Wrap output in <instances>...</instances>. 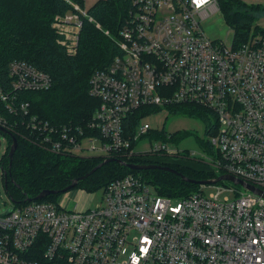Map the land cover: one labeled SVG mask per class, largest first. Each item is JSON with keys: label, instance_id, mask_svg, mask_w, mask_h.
<instances>
[{"label": "built area", "instance_id": "built-area-1", "mask_svg": "<svg viewBox=\"0 0 264 264\" xmlns=\"http://www.w3.org/2000/svg\"><path fill=\"white\" fill-rule=\"evenodd\" d=\"M129 1L115 55L90 77L89 94L99 106L87 125L59 132L33 117L32 127L45 132L43 141L54 152L151 164L187 159L213 172L210 180L232 177L257 192L221 181L232 187L203 185L173 198L128 174L107 184L101 202L85 211L61 201L14 204L0 216V264H264V31H252L240 45L233 35L230 42L212 41L200 20L220 13L217 0ZM72 16L73 22L56 17L53 27L68 54L76 52L81 26L78 14ZM64 23L75 31L56 27ZM11 74L14 89L50 87L45 74L20 64ZM0 100L6 101L1 93ZM179 106L201 108L213 118L199 156L169 148L174 135L142 120L131 134L124 127L139 108L178 114ZM156 131L163 141L150 136ZM146 138L148 149H136ZM207 187L216 194L204 196ZM224 191L233 197L219 200Z\"/></svg>", "mask_w": 264, "mask_h": 264}, {"label": "trees", "instance_id": "trees-1", "mask_svg": "<svg viewBox=\"0 0 264 264\" xmlns=\"http://www.w3.org/2000/svg\"><path fill=\"white\" fill-rule=\"evenodd\" d=\"M217 4L232 31L235 45L245 42L252 31H264L257 24L264 16V6L242 0H217ZM74 6L84 10L86 15L77 13ZM84 7L85 0H0V93L6 98V101L0 100V117L5 124L0 129L9 134L0 132L6 141V149L0 156V179L5 194L16 205L31 201L56 203L62 195L60 191L72 180L84 176L104 161L98 156L52 151L43 141L45 132L34 129L31 123L35 117L38 122L59 132L64 127H85L99 106V101L89 94V80L115 55V41L132 5L129 0H97L89 9ZM67 13L78 14L81 23L74 54L67 53L61 44L63 35L51 27L56 17L63 18ZM14 63L45 74L50 87L41 91L14 89L11 74ZM21 105L25 110L19 108ZM175 111L201 118L207 124L205 130L213 121L207 111L198 107L179 106ZM151 112V109L139 108L129 115L124 120L127 133H133L137 123ZM58 135L56 132L53 137ZM150 136L164 140L162 132H152ZM12 138L16 149L10 161L8 151ZM177 140L174 135L172 141ZM106 159L113 161L79 181L76 188L92 193L128 174H139L163 196L183 198L199 189L198 185L185 182L172 173L157 169L131 171L119 164L152 165L148 161L128 160L121 156ZM153 165L171 168L193 181H206L215 176L208 169L181 164L153 162ZM45 190L58 194L36 200Z\"/></svg>", "mask_w": 264, "mask_h": 264}, {"label": "rangeland", "instance_id": "rangeland-1", "mask_svg": "<svg viewBox=\"0 0 264 264\" xmlns=\"http://www.w3.org/2000/svg\"><path fill=\"white\" fill-rule=\"evenodd\" d=\"M247 4H259L264 6V0H242ZM97 0H85V10L92 7ZM67 16L71 17L70 21L73 22L76 20V17L72 16V13H67ZM257 24L261 27H264V16L258 19ZM55 22H52V28L54 27ZM200 25L202 28L203 33L207 38L212 41H226L230 42L232 39V31L226 25L223 16L219 12L213 13L211 16L200 20ZM60 30H65L70 33L75 31V26L69 23H64L61 25H57ZM54 29V28H53ZM72 38V35L70 34ZM78 44V42H77ZM143 123L149 124L153 128L163 129L165 132L171 135H175L178 139L176 143L170 141L167 143L168 147L173 149L177 148L179 151L183 152H191L195 153V156H199L200 154L205 151L204 143L207 140L206 133H205V123L204 121L196 116H189V115H182V114H170L167 110L162 109L158 111H153L149 115L144 116L142 119ZM7 129V127H5ZM151 140L150 139H142L137 144L136 149L139 151H145L150 146ZM6 147V141L3 136L0 135V156L4 152ZM80 156H95V153L89 152H79ZM180 164L183 166H187L190 168H203L206 169L207 167L203 164L196 163L187 159L181 160ZM207 170V169H206ZM217 186H227L232 187V185L228 184V182H219L216 184ZM235 186V185H234ZM239 190L241 187L235 186ZM198 190H202L199 188ZM203 195H215L216 190L214 187H207L204 189ZM244 192V191H241ZM71 195V196H70ZM232 194L228 191L221 192L218 195L219 200H223L225 198L230 199ZM102 200V190L95 191L92 193H87L79 188H74L66 193H63L59 196L58 201L64 203L65 206L69 208L74 203H77V210L78 211H85L89 208H94L97 204H99ZM14 204L10 201L9 197L5 194L4 188L1 184L0 179V216L4 215L9 209H12ZM72 208V207H71Z\"/></svg>", "mask_w": 264, "mask_h": 264}, {"label": "water", "instance_id": "water-1", "mask_svg": "<svg viewBox=\"0 0 264 264\" xmlns=\"http://www.w3.org/2000/svg\"><path fill=\"white\" fill-rule=\"evenodd\" d=\"M0 132L3 133V134L9 135L8 132H6L3 129H0ZM15 149H16V142L12 138V143H11V146H10L9 151H8V158H9L10 161L12 160V157H13ZM110 161H113V160L105 159L102 163H100L95 168H93L89 173L85 174L84 176H82L80 178L72 180V182L66 188H64L62 191H60L59 194L66 193V192L76 188V186L78 185L79 181L85 180L87 177L92 175L96 170L101 168L104 164L109 163ZM119 164L127 167L131 171H146V170H155V169H157V170H161V171H164V172L172 173V174L177 175L178 177H180L183 181L188 182V183H192V184H195V185H198V186L212 185V184H215V183H218V182H221V181H230L233 184H238V185H241V186H245V185L242 184V182L236 181L232 177H228V176H221V177H218L215 180L193 181V180H189V179L185 178L184 176L180 175L179 173H177L173 169L165 167V166H161V165H153V164L152 165H135V164H126V163H123V162H120ZM245 188L250 190V191L257 192V191L254 190L253 187L245 186ZM52 194H58V192H56V191H48V190L42 191L36 197V200L44 199L45 197H47L49 195H52ZM11 202H12V204H15L13 201H11Z\"/></svg>", "mask_w": 264, "mask_h": 264}, {"label": "crops", "instance_id": "crops-1", "mask_svg": "<svg viewBox=\"0 0 264 264\" xmlns=\"http://www.w3.org/2000/svg\"><path fill=\"white\" fill-rule=\"evenodd\" d=\"M70 196H71V195H70ZM72 203H76V204H77L78 202H72Z\"/></svg>", "mask_w": 264, "mask_h": 264}]
</instances>
